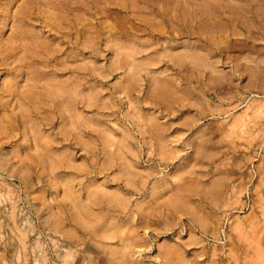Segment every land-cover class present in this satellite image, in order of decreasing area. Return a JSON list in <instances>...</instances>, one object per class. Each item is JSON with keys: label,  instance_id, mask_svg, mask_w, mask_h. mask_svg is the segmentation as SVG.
Segmentation results:
<instances>
[{"label": "rangeland", "instance_id": "374dc122", "mask_svg": "<svg viewBox=\"0 0 264 264\" xmlns=\"http://www.w3.org/2000/svg\"><path fill=\"white\" fill-rule=\"evenodd\" d=\"M0 264H264V0H0Z\"/></svg>", "mask_w": 264, "mask_h": 264}, {"label": "bare ground", "instance_id": "6f19581e", "mask_svg": "<svg viewBox=\"0 0 264 264\" xmlns=\"http://www.w3.org/2000/svg\"><path fill=\"white\" fill-rule=\"evenodd\" d=\"M43 50V49H42ZM59 94V93H58ZM51 95V94H50ZM70 102V101H69ZM70 104V103H69ZM71 106V105H70ZM93 201V200H92ZM126 249V248H125Z\"/></svg>", "mask_w": 264, "mask_h": 264}]
</instances>
